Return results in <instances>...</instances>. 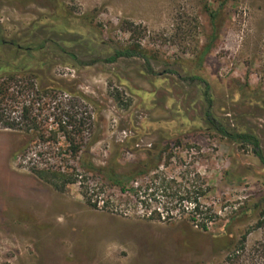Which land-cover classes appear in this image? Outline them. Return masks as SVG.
<instances>
[{"label":"rangeland","instance_id":"obj_1","mask_svg":"<svg viewBox=\"0 0 264 264\" xmlns=\"http://www.w3.org/2000/svg\"><path fill=\"white\" fill-rule=\"evenodd\" d=\"M0 24L7 41L34 49L1 46L0 79L32 70L37 88L74 104L95 165L124 171L158 145L162 161L153 169L183 185L205 183L206 203L220 216L203 231L192 206L171 196L148 208L123 204L118 187L85 169L82 153L56 148L62 139L0 128V264H234L230 250L245 233L249 248L264 238L256 228L264 217L240 212L264 196V165L249 146L207 126L203 85L185 80L208 81L214 114L257 133L264 146V109L253 99L264 91V0H0ZM125 48L144 57L105 62ZM21 107L13 118L22 120ZM47 114L45 127L59 130ZM33 165L75 182L59 190ZM226 170L242 179L229 182Z\"/></svg>","mask_w":264,"mask_h":264},{"label":"trees","instance_id":"obj_2","mask_svg":"<svg viewBox=\"0 0 264 264\" xmlns=\"http://www.w3.org/2000/svg\"><path fill=\"white\" fill-rule=\"evenodd\" d=\"M211 17L215 25L213 26L214 32H216L217 13L211 12ZM1 46H12L17 52L24 51L26 55H31L32 51H34L31 47L24 48L12 41H7L3 37L0 24ZM44 47L45 43H42L37 47V50L39 51ZM211 48L212 44H208L203 49L200 55V64L204 61ZM134 56L144 57L138 50L125 48L116 49L114 54L104 60L111 63L121 57L130 58ZM96 62L98 60L85 64L90 65ZM148 68L151 72H154L150 64ZM172 72L178 73V71ZM35 76L34 71L25 69L21 74L12 73L6 78L0 79V128L33 132L42 142H51L55 145L62 139V144L56 148L61 153L66 152L68 155H74L75 157L82 153V164L85 169L91 173L101 174L109 183L118 187L120 192L125 195L123 204L128 203L132 206L134 202L133 206L143 205L148 208L153 201L157 200L159 195L171 196L173 199L171 202H187L192 206L190 219L201 230L209 231L212 226L217 224L220 216L212 205L206 203L210 189L205 183L196 186L186 182L183 185L182 183H177L174 178H167L163 173L159 172V169H153L162 161L163 149L158 145L147 150L149 158L147 161L124 171H118L112 165H95L90 159L88 150L83 149V132L86 127L85 118L77 117L74 104L66 100H59L58 91L37 88L34 80ZM185 80H198L203 85L202 98L205 106L203 120L207 126L232 142L249 146L253 154L264 165V146L261 137L247 129L231 126L227 119L220 118L214 114L210 84L203 77L200 75H189L185 77ZM58 84L60 88V83ZM42 91L45 94H42ZM253 97L264 109V91H254ZM20 104L22 106V120H17L12 117V113L15 111V107ZM44 111L48 112L46 120L49 121L52 118L59 130H49L45 127V119L42 118ZM29 169H32V172L38 177L52 183L59 190H65L67 184L75 182L74 178L67 176V174L55 173L44 169L40 170L36 165L31 166ZM157 171L158 173H156ZM224 175L229 182L242 179V177L235 175L231 170H226ZM57 180H61V183L59 184ZM85 196L91 206H98V202L92 201L88 193ZM240 212L244 214L248 212L252 214L258 213L260 218L264 217V196L247 207H240ZM166 218L170 219L171 215ZM263 227L264 221L259 219L256 228ZM248 235V232L245 233L239 243L230 250L228 260L234 264H238L240 260H242V264H264V238L249 248L247 246ZM246 248L249 249L247 256L241 259L242 252L246 251Z\"/></svg>","mask_w":264,"mask_h":264}]
</instances>
